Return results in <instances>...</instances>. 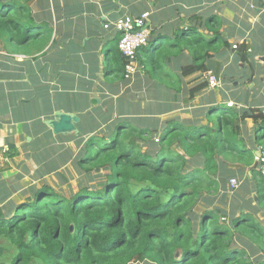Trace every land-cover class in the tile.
Returning a JSON list of instances; mask_svg holds the SVG:
<instances>
[{"label":"trees","instance_id":"16d2710c","mask_svg":"<svg viewBox=\"0 0 264 264\" xmlns=\"http://www.w3.org/2000/svg\"><path fill=\"white\" fill-rule=\"evenodd\" d=\"M31 1L0 0V40L7 39L16 47L51 41L53 29L33 12ZM170 3H158V8L169 6L168 14L160 23L156 16L150 18L147 45L136 57L147 79L154 81L158 71L165 87L172 84L177 90L179 76L167 67L181 52L191 58L190 64L178 69L182 77L207 72L218 77V62L228 50L236 64H249L247 43L231 45L226 41L217 16H181ZM117 42V37L103 42L90 60L86 57L87 66L78 76L88 78L101 72L105 80L125 82L127 61L118 52ZM61 44L71 41L52 40V46ZM105 48L107 68L101 57ZM88 52H92L90 43L74 47L76 63L81 53ZM74 73L68 72L62 79L53 72V80L64 82L62 90H66L64 84L75 81ZM205 88L207 83L202 81L188 93L193 97ZM89 92L81 97L87 100ZM67 97L74 99L70 93ZM234 103L239 104L238 100ZM71 106L68 102L64 111H70ZM222 107L214 127L173 120L158 134L121 117L109 125L110 111L99 113L90 128L94 135L85 141L78 160L85 172L95 168L105 172L99 183L69 196H60L43 185L32 191L31 199L1 207L0 264H264L261 259L249 261L246 253L234 246L238 237L240 243L255 246L264 255V224L247 211L249 207L236 213L194 211L205 193L218 194L223 188L220 185L228 183V172L223 169L227 162L250 166L255 162L254 153L259 148L264 151V109ZM79 108L84 114L85 102ZM211 109L208 114L216 110ZM247 121L253 123L249 130L242 127ZM147 135H159L158 145L148 148ZM142 143L148 148L144 153ZM217 172L219 181L208 176ZM252 175L261 177L258 171ZM255 182V206L264 213V180Z\"/></svg>","mask_w":264,"mask_h":264},{"label":"crops","instance_id":"0c3cea01","mask_svg":"<svg viewBox=\"0 0 264 264\" xmlns=\"http://www.w3.org/2000/svg\"><path fill=\"white\" fill-rule=\"evenodd\" d=\"M170 1L171 5L179 9L181 16H217L221 34L223 28H226L221 25V18L232 17L231 22L236 24L240 32L225 36L224 39L229 43L236 36L240 37L239 43L246 42L253 33V28L264 33L261 29L264 23V0ZM159 2L160 0H49V9H45L51 10L52 21L34 11L37 17L47 21L53 29L54 36L49 43L36 42L43 44V52L29 56L8 54L0 48V208L20 203L31 189L42 186L48 176H61L59 173L65 166L64 162L56 161L53 157L65 156L67 150L72 153L74 144L69 136L73 133L56 134L51 123L56 114L72 115L78 106L72 105L70 111L65 112L66 104L56 99L66 93L71 96L73 93H80L82 96L86 91L92 90L97 80L94 82L91 78L89 82L86 76L79 77L77 73L84 71L87 66L86 57L89 59L94 51L99 52L103 42L119 37L112 29L104 30L103 25L127 15L139 16L144 12L150 13V18L156 16V23H160L164 15L168 14L169 6L166 9L158 8ZM230 13L244 15L247 20L236 22L238 16H231ZM227 24L226 22L225 25ZM66 39L71 44L52 46V40L63 42ZM85 43H90L92 52L86 55L81 53L79 63H76L74 47L84 46ZM74 71L75 81L65 83L66 90H62L64 82L59 84L53 80V72L65 79L68 72ZM86 72H91V69L86 68ZM97 74L102 75L101 72ZM52 147L55 149L51 151ZM258 159L255 157L254 161L258 162ZM64 160L68 161V156ZM251 173L249 172L251 180L248 181L262 178H254ZM253 185L254 187H248L247 192L250 189L253 190L251 193L254 192L255 182ZM252 199V205L255 206L254 196ZM262 219L264 215L260 217L261 223L264 221Z\"/></svg>","mask_w":264,"mask_h":264},{"label":"rangeland","instance_id":"374dc122","mask_svg":"<svg viewBox=\"0 0 264 264\" xmlns=\"http://www.w3.org/2000/svg\"><path fill=\"white\" fill-rule=\"evenodd\" d=\"M48 4L49 0H34L29 3L33 12L38 11L51 20V17L53 18L51 10L45 9ZM230 15L238 16L236 22L247 20L244 18V15H236L234 13H230ZM221 19V25L226 26V28H223V38L228 35L233 36L230 33L240 32L236 24L234 25V22H231L232 17ZM224 20L228 23L227 25H225L226 22L223 23ZM261 29L264 32V23ZM239 40L240 37L236 36L230 40V44H237ZM246 43L248 49L251 51L249 64H236L233 60V57H235L234 54L229 50L226 51L223 60L218 62L220 65V73L217 78L220 80V88L215 90L205 88L203 92H197L193 97L188 92L196 85L201 84V79H204V74L196 73L187 77L180 75L179 67L188 65L191 61L190 56L186 52H181V55L167 67V69L179 76L181 84L177 90H175L176 86L172 84L165 87L163 82L160 81L163 78V74L158 71L154 74L156 76L154 81L147 79L145 77V69L135 62L136 71L130 79H125V82L105 80L101 74L88 77L89 82L93 78L94 82L97 80L98 83L93 84L92 90L87 95L89 97L87 100L81 97L80 93H73L74 99H69L66 96L67 94L57 96L60 99L57 98L56 100H60L66 105L68 102H71V105L82 106L83 102H85L87 110H84L83 114L81 108H79L72 114L77 118V122L74 124L75 131L69 136L74 144L72 146V153L70 150H67L65 156L53 157L56 161L64 162L65 166L59 173L61 176H48L43 181L44 184L42 186L47 185L51 187L60 196H69L70 194L76 193L78 189H92L97 186L100 177L105 172L98 168L92 171L90 170V172H85L79 167L78 160L84 152L83 145L85 141L90 135H94L90 131L93 121H95L94 118L104 110L110 111L109 125L112 123L115 124L116 119L121 117L126 118L135 127L148 130L154 129L158 134L166 127L169 121L173 120L183 122L186 125L199 124L205 127H214L223 105L231 108L234 107L237 110L247 107L264 109V33L253 28V33L247 39ZM0 48L8 54H25L29 56L44 51L42 43L16 47L8 42L7 39L0 40ZM101 57L107 68L106 48L102 51ZM236 100L239 102L238 105L234 103ZM210 105L213 106L210 107ZM93 109H98L99 111L89 114V116L85 115L86 112ZM210 109L215 112L208 114ZM242 127L249 130L253 127V123L247 121ZM145 138L147 139V143L145 144L148 148H151L153 143L158 145L159 135H147ZM145 144H141L142 153L148 149ZM54 149L55 147H52L50 150L52 151ZM67 156L68 161L64 160ZM219 161L221 163L222 158H219ZM244 164L243 162H227L225 168H223L228 172L226 178L234 177L238 179L239 186L236 190H230L226 182L220 185L223 188L219 190L218 194L217 192L211 194L205 193L203 198L198 200L194 211L200 214L204 210L212 211L220 209L223 211L231 210L236 213L239 211V208L245 209L249 207L247 211L251 212L253 216L258 217L260 221V217L264 215V213H261L263 210L252 205V197L254 196L256 199L255 193H251L253 190L250 189L247 192L248 187H254L253 182L255 181L248 180L250 179L249 172L253 173V170H257L255 169L256 162L250 166ZM219 166L221 167V165ZM218 172H221V170L218 169ZM218 172L214 176H208L219 181ZM226 178L224 181H226ZM32 191L33 189L26 195V200L31 199ZM225 213L230 214L231 212ZM257 214L259 215L257 216ZM227 220L228 218H225V221ZM262 223L264 224V221ZM234 243H236L234 246L239 251L243 250L246 253L245 258L247 257L249 261L256 262L260 259L264 260V255H261L257 247L245 246L240 243L238 237L234 239Z\"/></svg>","mask_w":264,"mask_h":264},{"label":"built area","instance_id":"2783aa9c","mask_svg":"<svg viewBox=\"0 0 264 264\" xmlns=\"http://www.w3.org/2000/svg\"><path fill=\"white\" fill-rule=\"evenodd\" d=\"M149 19L150 13L144 12L139 16L127 15L114 22L103 25L104 30L112 29L119 34L117 49L120 55L127 61L124 70V78L126 80L130 79L135 73L136 57L147 45L150 35V30L148 29ZM203 74L204 79L201 80L207 83L208 90L220 88V81L212 72ZM258 152L260 153V157L258 159L257 171L264 179V151L262 152L259 148ZM228 186L230 190H236L239 186L238 180L231 178Z\"/></svg>","mask_w":264,"mask_h":264},{"label":"water","instance_id":"95a60500","mask_svg":"<svg viewBox=\"0 0 264 264\" xmlns=\"http://www.w3.org/2000/svg\"><path fill=\"white\" fill-rule=\"evenodd\" d=\"M77 122V118L73 115L64 114V113H58L54 116V121L51 123V127L54 131V133H64V134H70L75 131L74 124ZM259 153H255V157L259 158ZM258 167V162L256 161V168ZM255 199V197H254ZM256 201V199H255Z\"/></svg>","mask_w":264,"mask_h":264},{"label":"clouds","instance_id":"9594fccd","mask_svg":"<svg viewBox=\"0 0 264 264\" xmlns=\"http://www.w3.org/2000/svg\"><path fill=\"white\" fill-rule=\"evenodd\" d=\"M257 171V170H256Z\"/></svg>","mask_w":264,"mask_h":264}]
</instances>
